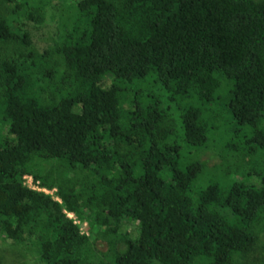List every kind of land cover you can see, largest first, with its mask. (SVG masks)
Returning a JSON list of instances; mask_svg holds the SVG:
<instances>
[{
    "label": "trees",
    "instance_id": "obj_1",
    "mask_svg": "<svg viewBox=\"0 0 264 264\" xmlns=\"http://www.w3.org/2000/svg\"><path fill=\"white\" fill-rule=\"evenodd\" d=\"M76 9L58 58L32 48L0 58V236L32 245L43 264H249L264 171L261 185L213 183L193 196L207 164L181 158L220 119L245 153L264 152V1L80 0ZM16 37L0 20V42ZM217 101L220 113L204 107ZM51 161L60 174L89 173L91 195L45 172ZM68 214L109 240L108 255ZM125 222L135 235L120 232Z\"/></svg>",
    "mask_w": 264,
    "mask_h": 264
},
{
    "label": "rangeland",
    "instance_id": "obj_2",
    "mask_svg": "<svg viewBox=\"0 0 264 264\" xmlns=\"http://www.w3.org/2000/svg\"><path fill=\"white\" fill-rule=\"evenodd\" d=\"M80 0H15L12 3L0 0V20L9 19L14 34L17 36L9 45L0 42V58L14 55L18 57L19 53H27L29 49H34L39 54L46 52L54 54L58 58L56 51L63 47L66 38L74 35V27L77 23V3ZM264 1V0H256ZM76 22V23H75ZM81 26L79 25V28ZM26 34L31 40V45L26 46L18 40V36ZM78 34V32H77ZM76 34V35H77ZM31 61L30 59H28ZM31 65V63L29 64ZM225 81V80H223ZM109 83V80L107 81ZM156 95L158 96L157 92ZM214 102L206 108H211L216 113L221 111V101ZM166 105V103H164ZM219 111V113H220ZM219 131L215 132L208 143L200 150L194 148H185L182 153V165L186 166L193 162H205L207 164L204 171L195 181L192 194L197 196L198 192L210 184L219 183L226 187L233 182H239L247 185H261L258 173L264 171V152L258 151L253 154L245 153L242 143L244 138L234 139L232 141L231 125L227 120L220 119ZM239 129V127H236ZM261 128L264 129V119L261 122ZM244 133L247 129H243ZM228 142H233L227 147ZM238 149V150H237ZM45 165V172L52 171V177L64 175L65 178L72 179L81 187L83 198L91 195V189L82 181L87 179L88 174L81 171H69L60 168L64 174H60L57 161H51ZM107 170L102 169L99 176H106ZM229 174V175H227ZM75 180V181H74ZM25 182H31L28 178ZM45 189V188H44ZM41 191V190H39ZM47 194L52 195L55 200L57 189H45ZM44 192V191H43ZM45 192V193H46ZM69 217L75 220L80 226L81 232L87 234L94 242V249L97 253L108 255L112 247L103 235L99 234L98 229L92 232L89 230V222L81 221L75 214H69ZM258 231L259 240L254 249L247 255L249 264H264V226ZM122 234L137 232V226L134 223L125 222L121 231ZM0 264H43L38 258V253L32 245H16L13 241L4 239L0 236Z\"/></svg>",
    "mask_w": 264,
    "mask_h": 264
},
{
    "label": "built area",
    "instance_id": "obj_3",
    "mask_svg": "<svg viewBox=\"0 0 264 264\" xmlns=\"http://www.w3.org/2000/svg\"><path fill=\"white\" fill-rule=\"evenodd\" d=\"M27 178H28L29 180H31V182H30V183H29V182H28V183L25 182V185H26V186H28V187L31 188V189L41 190V191L46 192L44 188H40L38 184H35V183H34V180H33V178H32L31 176H26L25 179H27ZM46 193H48V192H46ZM68 216H69V214H68ZM74 221H75V220H74Z\"/></svg>",
    "mask_w": 264,
    "mask_h": 264
}]
</instances>
